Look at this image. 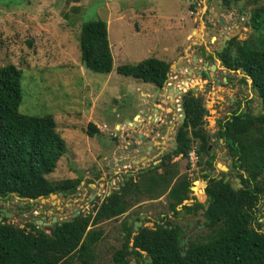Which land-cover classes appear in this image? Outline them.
I'll use <instances>...</instances> for the list:
<instances>
[{
  "label": "trees",
  "instance_id": "obj_1",
  "mask_svg": "<svg viewBox=\"0 0 264 264\" xmlns=\"http://www.w3.org/2000/svg\"><path fill=\"white\" fill-rule=\"evenodd\" d=\"M222 2L229 6V0ZM247 25L256 32L264 26V5L250 11ZM78 46L80 61L86 69L110 73L113 58L106 21L100 18L83 21ZM219 58L226 67L244 71L252 87L258 90L262 108L257 114L240 113L219 124L218 136L223 139L225 153L233 165L228 172L209 176L205 168L214 169V156L207 150V132L203 127L206 109L200 98L189 94L183 97L186 116L177 132L174 154L185 159L193 143H197V164L205 180L204 196H200L199 202L177 208L189 198V182L185 174L178 176L177 162L163 159L161 172H144L137 181L126 180L119 190L94 208V214H79L62 224L54 222L52 233L38 227L36 219L19 226L2 217L0 264H74L76 261L95 264L94 246L103 236V229L96 225L117 218L143 196L150 199L164 193H167L166 207L173 216H196L200 210L202 220L197 230L205 227V234L201 238L196 233L187 234L189 238L182 250L184 230L170 218L151 227L142 224L134 234L132 223L125 220L119 232L123 240L112 250L108 264L132 261L135 264H264V229L258 221V204L264 202L261 176L264 172V41L262 44L253 37L242 41L232 38L219 52ZM168 71L169 63L156 57L116 67L119 74L156 85L165 82ZM21 79V68L13 64L0 66V197L16 194L36 201L50 193L68 195L76 190L81 176L56 182L46 178L66 147L51 114L36 116L18 111ZM86 132L93 135L99 130L89 122ZM231 172H235L240 187L233 188L230 180L223 181ZM23 210L26 209L20 208L19 212ZM149 257L150 261L146 262Z\"/></svg>",
  "mask_w": 264,
  "mask_h": 264
},
{
  "label": "rangeland",
  "instance_id": "obj_2",
  "mask_svg": "<svg viewBox=\"0 0 264 264\" xmlns=\"http://www.w3.org/2000/svg\"><path fill=\"white\" fill-rule=\"evenodd\" d=\"M195 1L198 10H201L202 0ZM189 5L185 0H0V66L13 64L22 70V99L18 111L36 116L51 114L66 147L55 169L46 175L48 180L56 182L87 175L86 170L93 162L96 149L94 136L86 132L87 124L94 123L99 133L113 132L114 123L122 120L116 114H120L131 98L140 95L148 87L141 80L117 73V66L135 64L147 57L165 58L171 65L169 74H173L175 64L201 49L197 43L186 39L190 30L188 11L194 6ZM205 5L203 10L215 18L213 1L206 0ZM263 5L264 0H229L233 11L245 17L242 26L247 32L242 33L240 39L253 37L256 42L263 44L264 26L256 32L246 25L250 11ZM224 15L229 17L228 12ZM94 18L103 19L107 23L113 58V68L108 74L90 71L80 61V25ZM215 46L206 43L209 50ZM128 118H132L131 114ZM204 120L207 121L206 131H214V117L204 116ZM225 151L224 146L216 149L215 162L225 164L231 160L223 158ZM177 163L180 171L189 170L186 159H179ZM214 170L215 174L228 172L218 167ZM235 178V172H231L229 180L234 183ZM89 187H93V184L79 188L83 194L85 189L89 191ZM193 188H197L200 198L202 189L197 180ZM74 200L71 194L48 196L46 200L39 198L36 201L12 194L10 197H0V206L12 213L6 222L23 226L29 220L42 219L52 225L53 216L67 217L73 207L88 211L82 201ZM143 200L137 207L127 210V214L101 223L103 236L94 246L95 264L110 262L112 250L123 240L119 235L121 223L130 218L131 213L143 211L151 215L158 211L168 212L166 204H162L161 200L149 202L145 196L140 198V201ZM59 203L71 205L59 210L56 207ZM20 208L26 210L20 213ZM263 208L264 202L260 201L258 221L262 222L261 229H264ZM198 218L200 223L202 218ZM170 219L179 225L186 224L181 241L182 250L189 238L187 234L196 233L201 238L207 231L205 227L197 230L198 224L196 228L188 230L195 218L172 214ZM143 225L153 226L154 219H145ZM37 226L44 229L42 224ZM74 264H79V261Z\"/></svg>",
  "mask_w": 264,
  "mask_h": 264
},
{
  "label": "flooded vegetation",
  "instance_id": "obj_3",
  "mask_svg": "<svg viewBox=\"0 0 264 264\" xmlns=\"http://www.w3.org/2000/svg\"><path fill=\"white\" fill-rule=\"evenodd\" d=\"M212 1L214 4L213 10L216 16L214 18L210 13H206L205 10L202 12V18L205 25L204 34L206 33L207 36L209 35V38L211 36L210 34L220 36L221 40L226 35L228 36L226 45L232 38H236V40L239 41L245 40L246 38H239V36L243 35L242 33L245 34L247 32V30H244V26H242L243 21H245V17L239 16V13L234 12L230 6L223 4L222 0H217L221 9V12H217L215 10V0ZM205 2L206 0L203 1L201 7H203ZM226 9H228V11ZM190 12L193 13L194 11L190 10ZM227 12L229 20H225L223 17V15ZM227 23H230L233 26L229 31H227ZM213 31L218 33H214ZM209 38L202 41L198 45L201 49L195 50L189 57L185 59L183 58L179 63L175 64L172 69L173 74H169L168 71L167 79L162 85L154 84L155 86L152 91H141L140 95L130 99V102L135 106L141 107V111L139 113L143 114L140 117L142 122L135 125L130 133L126 131H123L122 133L120 129L114 128L115 123L113 125V132L106 134H104V132L93 134L97 145V149L93 153V162L86 170L87 175H82L81 181L77 185L76 190L70 193L75 197V200L78 199L82 201L88 211L84 212L82 208L73 207L72 212L69 213V216L67 217H70L76 211V216L79 214L84 216L94 214V208L101 202L106 201L112 192L119 190L121 186L124 185L126 180L132 178L133 181H137L139 179V174L144 172H161L163 159L166 160L170 158V162H178L181 158V154L175 155L174 151L177 148V132L185 119L184 117L182 122L180 120L182 116L180 113V102L182 104V108L184 109L183 97L185 95L189 94L200 98L206 109L204 116L214 117V123L216 125L214 131H206L207 121L204 120V116L203 127L207 132V150L209 155L214 156V159H212L214 160V169L217 167L215 162V158L217 156L216 149L223 146V139L220 138L217 133L219 124H224L231 116L240 113L257 114L262 107H259L261 98L257 95L258 93L255 91L256 89L252 87L251 81L249 80L250 78L245 75L244 71L241 68L232 69L223 65L221 59L219 58V52L222 51L226 45L222 47L220 40V43L218 42L212 50H206L205 44L211 43ZM213 61L218 62L222 68H218L215 63H210ZM206 63L207 65L204 68ZM211 65H214V68H211ZM170 66L171 65L169 63V70H171ZM198 71L201 73L199 74ZM206 71H208L209 76ZM170 79L186 82L183 87L180 85L177 87L182 90L181 93H179L177 88L171 86L172 84ZM248 82H250V85H248ZM252 89L253 93H251ZM255 99H257V103L254 104ZM161 102L163 103L162 108L159 107ZM208 107H210V110ZM206 111L209 112L208 116L206 115ZM173 119L175 121H173ZM141 127H143V129H141ZM124 136H128L129 139L127 141H123L122 138ZM121 148H130L129 151L125 152L126 157L125 154L122 155L118 153ZM197 148V143H193L192 148L189 150L187 157L185 158L186 165L190 166L189 170L187 172H183L181 170L178 174V176L185 174L189 182V198L184 200L190 201V203L186 205H192L200 200L197 188H193L195 180H197L199 185H201L202 192L200 191V196H204V185L202 182L205 181H203L201 176V173L203 172L200 169L201 166L197 164L199 159L196 150ZM191 152H193L192 158H190ZM225 155L227 154L225 153ZM141 158L142 160H139ZM126 159H128L127 162L125 161ZM126 163H129L130 166L124 170L122 166ZM178 167L180 168L179 165ZM231 169L232 167L229 170ZM212 170H209L208 167L205 168V172L207 173ZM87 179L88 182H86ZM90 183L93 184V187H89V191L88 189H85L82 194L80 188L84 187L85 184ZM62 195L63 194L61 193L60 196ZM160 200L162 201V204H167V193H164L157 198H150L147 201L157 202ZM143 202L144 200L139 201L130 208L137 207ZM71 203H59L56 207L59 210H63L68 208ZM0 208H2V206H0ZM125 213L127 214V211L123 214ZM149 214L150 212L147 213L141 211L131 213L127 222L128 224L132 223V234H134L138 227L143 224L144 219H154V223H160L170 218L172 211H158L157 214H151L152 216ZM153 216H155V218H153ZM199 216L200 210H198V215L196 216L185 214V217L195 218L193 225L188 229L189 231L196 228L197 224H200V220L198 218ZM67 217H56V222L58 223L61 218ZM136 217H139V220H136ZM73 218L74 217H72V219ZM136 221H141V224L137 227V229L134 228V223ZM101 223L102 222L98 223L96 226L101 225ZM180 226L184 230L186 224ZM43 228H45L44 225ZM120 236H123V234Z\"/></svg>",
  "mask_w": 264,
  "mask_h": 264
},
{
  "label": "crops",
  "instance_id": "obj_4",
  "mask_svg": "<svg viewBox=\"0 0 264 264\" xmlns=\"http://www.w3.org/2000/svg\"><path fill=\"white\" fill-rule=\"evenodd\" d=\"M185 1H188V3H190L191 6L194 5L193 8H192V10L194 11V13H191L190 12V10H191L190 8H189V11H188V13L190 14V19L188 20V23L190 22L189 23L190 30H189V34H187V36H186V39L190 40L191 43H197V45H199L202 41L207 40L209 38V35L207 36V35L203 34V31L204 30L202 31V27L205 29V25H204L203 18H202V12L204 11L203 8H205V4L201 8V10L200 9L198 10V7L196 6L197 3L194 0H185ZM201 3L203 4V0L201 1ZM223 17L225 18V20H229L228 19L229 18L228 16L223 15ZM226 26H227V31H229L230 28L233 27L230 23H227ZM226 34H227V32H226ZM210 35L211 36H210L209 39H210V42H211L212 45H215L218 42L220 43V40H221V37L220 36H217V35H214V34H210ZM192 38H195V40H194L195 42L191 40ZM205 48H206V50H209L206 46H205ZM164 50H166V48ZM190 55H188V56H190ZM159 59H163V60L167 61V59H165V58H159ZM210 63H215L218 68H222V66H220L218 64V62H216V61L215 62L213 61V62H210ZM205 65H204V68H205ZM138 80H140V79H138ZM174 82H176V83H174ZM181 82L182 81H179V80L178 81L171 80V84H172L171 86L174 87V88H177L178 85L181 84ZM142 83L144 85H147L148 86L145 90H143V92L144 91H147V92L152 91L153 88H154V86H155L153 83H149V82L142 81ZM248 85H250V82H248ZM162 106H163V103L161 102L160 105H159V107L162 108ZM154 110H156V109H154ZM140 111H141V107L140 106H135L133 103H131L129 101L128 103H126L123 106V111L120 114H116V117H119L122 120L120 122H115L116 124L114 123L115 124L114 128H118L122 132L123 131H126V132H129L130 133L133 130V127H135V125L140 124V122H142V119L141 118H135V116L137 114H139ZM130 114H131V117H132L131 119L128 118V115H130ZM154 115H155V113H154ZM129 122H132L133 125H131ZM141 129H143V127H141ZM96 149H97V145H96ZM125 157H126V154H125ZM228 158H230V157H228ZM139 160H142V158L139 159ZM139 160H137V161H139ZM143 162H142V164H143ZM129 166H130V164L129 163H126L122 167L125 170Z\"/></svg>",
  "mask_w": 264,
  "mask_h": 264
},
{
  "label": "water",
  "instance_id": "obj_5",
  "mask_svg": "<svg viewBox=\"0 0 264 264\" xmlns=\"http://www.w3.org/2000/svg\"><path fill=\"white\" fill-rule=\"evenodd\" d=\"M214 3H215V10L217 11V12H221V9H220V4H218V2H217V0H215L214 1ZM227 11H228V9H226ZM214 33H218V32H216V31H213ZM227 39H228V36H224L223 38H222V40H221V44H222V47H224L225 45H226V41H227ZM206 65H207V63H206ZM206 65H205V67H206ZM211 68H214V65H211ZM207 72V75L209 76V73H208V71H206ZM198 73L200 74L201 72L200 71H198ZM186 84V82L185 81H182L181 82V84H180V86H184ZM178 89V91H179V93H181L182 92V90L180 89V88H177ZM256 92H258V90L256 89L255 90ZM259 107L261 108L262 107V99H260V104H259ZM180 108H181V122L183 121V119H184V117H185V111H184V109L182 108V104H181V102H180ZM264 112V111H263ZM143 114H137L136 116H135V118H140L141 116H142ZM206 115L208 116L209 115V112L208 111H206ZM131 125H133V123L132 122H129ZM123 141H127L128 139H129V137L128 136H124L123 138ZM131 141V140H130ZM130 150V148H127V149H125V148H121L120 149V151H118V153L119 154H125V152L126 151H129ZM223 158H228V156L227 155H225V156H223ZM127 160L128 159H126L125 161L127 162ZM113 161H114V158H113ZM232 160H230L229 162H227L226 164H222L221 162H216V166L218 167V168H220V170H224V171H228L231 167H232ZM208 175H210V176H212V175H214L215 174V171L214 170H212V171H210V172H208L207 173ZM261 176H263L264 177V172H262L261 173ZM217 178H220V176H217ZM227 180H229V175H225L224 176V178H223V181L224 182H226ZM235 182H236V185H234L233 183L231 184L232 185V187L233 188H237V187H240L241 186V184L239 183V179L238 178H235ZM61 195V192H58V193H50L49 194V196H60ZM40 198V200H46V198H44V197H42V196H40L39 197ZM183 204H188V202H187V200H184L177 208L179 209ZM208 202L206 203V205H205V209H207L208 208ZM77 215V211L76 212H74L70 217H67V218H61L59 221H58V224H62L63 222H66V221H70L71 219H72V217H75ZM204 216H205V213L203 214ZM10 216H12V213H10V212H8L7 211V209L6 208H4V207H2V208H0V220L2 219V217H5V218H8V217H10ZM52 222H56V217L55 216H53L52 217ZM10 223H12V222H10ZM35 224H43L44 226H45V230L47 229L48 231H50L51 233H52V226L50 225V222H47V221H43L42 219H37V220H35ZM141 224V221H136L135 223H134V228L135 229H137V227L139 226ZM147 261H150V257L146 260V262ZM129 264H135V262L134 261H132V262H130Z\"/></svg>",
  "mask_w": 264,
  "mask_h": 264
},
{
  "label": "built area",
  "instance_id": "obj_6",
  "mask_svg": "<svg viewBox=\"0 0 264 264\" xmlns=\"http://www.w3.org/2000/svg\"><path fill=\"white\" fill-rule=\"evenodd\" d=\"M193 152L190 153V158H192Z\"/></svg>",
  "mask_w": 264,
  "mask_h": 264
},
{
  "label": "bare ground",
  "instance_id": "obj_7",
  "mask_svg": "<svg viewBox=\"0 0 264 264\" xmlns=\"http://www.w3.org/2000/svg\"><path fill=\"white\" fill-rule=\"evenodd\" d=\"M123 133V132H122Z\"/></svg>",
  "mask_w": 264,
  "mask_h": 264
}]
</instances>
